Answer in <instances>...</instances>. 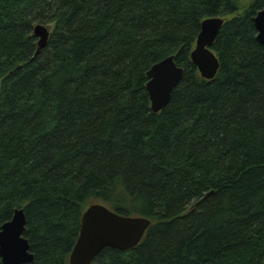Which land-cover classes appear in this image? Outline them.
Returning a JSON list of instances; mask_svg holds the SVG:
<instances>
[{"label": "trees", "instance_id": "obj_1", "mask_svg": "<svg viewBox=\"0 0 264 264\" xmlns=\"http://www.w3.org/2000/svg\"><path fill=\"white\" fill-rule=\"evenodd\" d=\"M263 7L0 0V227L23 209L31 264H68L91 203L151 220L92 264H264ZM214 17L206 80L190 53ZM36 24L50 26L38 52ZM169 56L183 77L153 113L147 72Z\"/></svg>", "mask_w": 264, "mask_h": 264}, {"label": "water", "instance_id": "obj_2", "mask_svg": "<svg viewBox=\"0 0 264 264\" xmlns=\"http://www.w3.org/2000/svg\"><path fill=\"white\" fill-rule=\"evenodd\" d=\"M257 32V41L264 45V7L252 18ZM224 22L221 17L208 18L201 22L191 62L203 79L215 77L219 62L211 49ZM37 38V52L47 45L49 28L36 24L32 31ZM184 70L169 56L154 64L147 76L146 89L153 113L160 112L169 102L173 89L179 84ZM23 209L14 210L12 218L0 227V259L2 264H31L33 255L23 236L25 230ZM151 220L141 216H122L101 203H91L83 212L77 241L69 255L68 264H92L104 248L128 250L144 237Z\"/></svg>", "mask_w": 264, "mask_h": 264}, {"label": "rangeland", "instance_id": "obj_3", "mask_svg": "<svg viewBox=\"0 0 264 264\" xmlns=\"http://www.w3.org/2000/svg\"><path fill=\"white\" fill-rule=\"evenodd\" d=\"M237 1L239 6V12H244L252 2V0H237ZM47 27L50 28V26Z\"/></svg>", "mask_w": 264, "mask_h": 264}]
</instances>
